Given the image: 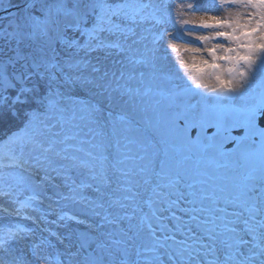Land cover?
I'll return each mask as SVG.
<instances>
[{"label": "snow or ice", "instance_id": "6c2138e0", "mask_svg": "<svg viewBox=\"0 0 264 264\" xmlns=\"http://www.w3.org/2000/svg\"><path fill=\"white\" fill-rule=\"evenodd\" d=\"M0 13V264H264V0Z\"/></svg>", "mask_w": 264, "mask_h": 264}, {"label": "rangeland", "instance_id": "374dc122", "mask_svg": "<svg viewBox=\"0 0 264 264\" xmlns=\"http://www.w3.org/2000/svg\"><path fill=\"white\" fill-rule=\"evenodd\" d=\"M17 2H19V0H13V3H17ZM2 6H6V0H4L3 4H0V7Z\"/></svg>", "mask_w": 264, "mask_h": 264}, {"label": "water", "instance_id": "95a60500", "mask_svg": "<svg viewBox=\"0 0 264 264\" xmlns=\"http://www.w3.org/2000/svg\"><path fill=\"white\" fill-rule=\"evenodd\" d=\"M0 15H2V13H0Z\"/></svg>", "mask_w": 264, "mask_h": 264}]
</instances>
